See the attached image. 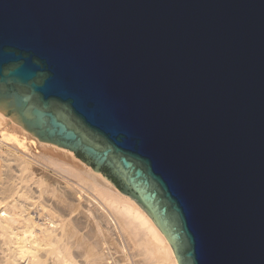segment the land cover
Masks as SVG:
<instances>
[{
	"label": "water",
	"instance_id": "water-1",
	"mask_svg": "<svg viewBox=\"0 0 264 264\" xmlns=\"http://www.w3.org/2000/svg\"><path fill=\"white\" fill-rule=\"evenodd\" d=\"M0 112L135 199L179 264H264V0H0Z\"/></svg>",
	"mask_w": 264,
	"mask_h": 264
},
{
	"label": "bare ground",
	"instance_id": "bare-ground-1",
	"mask_svg": "<svg viewBox=\"0 0 264 264\" xmlns=\"http://www.w3.org/2000/svg\"><path fill=\"white\" fill-rule=\"evenodd\" d=\"M37 146L51 153L43 155ZM4 147L0 264H129V254L136 264H179L171 243L139 203L82 160L74 162L72 150L40 140L0 112V152ZM17 161L21 185L9 179L15 176L9 166ZM34 164L54 171L53 183L43 176L34 182L60 194L61 215L52 207L41 212L27 200L32 189L27 173L33 174Z\"/></svg>",
	"mask_w": 264,
	"mask_h": 264
},
{
	"label": "rangeland",
	"instance_id": "rangeland-1",
	"mask_svg": "<svg viewBox=\"0 0 264 264\" xmlns=\"http://www.w3.org/2000/svg\"><path fill=\"white\" fill-rule=\"evenodd\" d=\"M16 132V131H15ZM19 134H21L20 133V131L18 132ZM22 135V134H21ZM31 146V145H30ZM33 146H31V148H32ZM37 148L38 149H40L41 147H38L37 146ZM4 149V150H3ZM2 150H1V152H0V179H2L5 175H4V172H5V157L8 155V154H6L5 155V153H7V152H5V151H7L6 149L7 148H3ZM33 149V148H32ZM40 150H42L43 152H42V154L44 155V152H45V154H46V149H43V148H41ZM46 150V151H45ZM3 151L5 152V153H3ZM47 153H51V151L49 152V151H47ZM74 154H75V156L76 157H74L75 159H73L74 160V162H79V160L78 159H80V160H82L80 157H78L77 156V153H75L74 152ZM4 155V156H3ZM47 155H52V154H47ZM83 161V160H82ZM12 162V161H11ZM84 162V161H83ZM83 162H79V164H81V163H83ZM15 164H12V165H10L9 167L12 169V172L15 174V176L13 175V177L11 176V178H9L10 179V181H15V183H17V182H21V183H19L20 185L21 184H23L24 182L22 181V179L21 178H19L20 176H19V170H18V165H16V164H18V161L17 162H14ZM84 163H86V162H84ZM83 163V165H85V168H87V167H89L90 165H88L87 163L86 164H84ZM83 165H81V166H83ZM87 165V166H86ZM84 167V166H83ZM90 167H92V166H90ZM93 168V167H92ZM31 171H33V174H28L27 173V175H28V180L26 181V182H28L29 184H31L32 185V189L31 190H29L28 192H27V200L29 201V202H34V205H36L37 207H39V208H43L42 209V211L41 212H43V210H44V208H45V210L46 209H50L51 207H52V209L54 210V211H56L57 212V214L58 215H61V213H62V209H61V206L60 205H58V204H56V202L57 201H59L61 198H60V194L58 193V192H52V190H50V191H47V190H41L40 188H36V185L38 184V183H35L34 181H36L37 180V178L38 177H41V176H43V178L44 179H46V181L48 182V183H53V181H54V179L56 178L55 177V175L53 174L54 173V171H47V170H45L44 168L42 169L41 168V166L39 165V164H34V165H32L31 166ZM103 174V173H102ZM4 175V176H3ZM3 176V177H2ZM19 176V177H18ZM32 178V179H31ZM60 182V184H62V185H64L65 183L62 181V180H59ZM34 182V183H33ZM113 183V182H112ZM114 184V183H113ZM35 186V187H34ZM119 189V188H118ZM58 193V194H57ZM36 206H33L32 207V205H31V207L32 208H35ZM58 218V217H57ZM127 258H128V261H129V264H136V262H135V259L134 258H132L131 257V254H129V255H127Z\"/></svg>",
	"mask_w": 264,
	"mask_h": 264
},
{
	"label": "trees",
	"instance_id": "trees-1",
	"mask_svg": "<svg viewBox=\"0 0 264 264\" xmlns=\"http://www.w3.org/2000/svg\"><path fill=\"white\" fill-rule=\"evenodd\" d=\"M113 181H115V180H113Z\"/></svg>",
	"mask_w": 264,
	"mask_h": 264
}]
</instances>
